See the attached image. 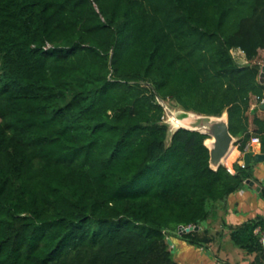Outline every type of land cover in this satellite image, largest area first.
<instances>
[{
  "label": "trees",
  "instance_id": "obj_1",
  "mask_svg": "<svg viewBox=\"0 0 264 264\" xmlns=\"http://www.w3.org/2000/svg\"><path fill=\"white\" fill-rule=\"evenodd\" d=\"M259 50L264 0H0V264H186L226 230L264 264V218L226 220L247 181L264 201ZM168 101L227 113L225 166Z\"/></svg>",
  "mask_w": 264,
  "mask_h": 264
},
{
  "label": "water",
  "instance_id": "obj_2",
  "mask_svg": "<svg viewBox=\"0 0 264 264\" xmlns=\"http://www.w3.org/2000/svg\"><path fill=\"white\" fill-rule=\"evenodd\" d=\"M260 78L264 80V67L261 68ZM160 104L164 107L165 106L160 102ZM260 109L264 111V102L260 104ZM182 111L181 117H176L178 119H184L188 118L189 114H193L194 118L192 121V127H183V126H174L173 131H170L169 129V137L177 130V129H185L189 131H196L203 135H205L207 138L205 140V146L209 150V163L210 167L213 170H217L220 166H225L224 160L229 156L231 151L233 150L234 143L236 139L232 136V134L229 131V125H228V117L227 113L222 114L220 117L216 116H205V115H199L192 112H186ZM171 116L175 117L172 113ZM171 121V119H170ZM172 123V121H171ZM173 124V123H172ZM174 125V124H173ZM210 141V143L207 144V142ZM254 159L255 162H262L264 161V154L255 153L254 151L247 152L243 155V161L245 166H248L250 164L251 159ZM250 186L254 185V182H246ZM261 187H256V191L261 195L260 193ZM198 230V227H180L179 233L182 232H188L191 230ZM169 244H171V241H168ZM175 247H173L172 252H174Z\"/></svg>",
  "mask_w": 264,
  "mask_h": 264
},
{
  "label": "crops",
  "instance_id": "obj_3",
  "mask_svg": "<svg viewBox=\"0 0 264 264\" xmlns=\"http://www.w3.org/2000/svg\"><path fill=\"white\" fill-rule=\"evenodd\" d=\"M232 53L234 56H237L241 60V64L245 62L244 55L240 52V50H233ZM263 59L264 50H259L257 61L262 64ZM255 106L256 104L251 102V109H253ZM257 115L261 118H264V111L259 109ZM251 147L255 153L263 154L260 152V142L259 144L252 145ZM254 175L264 185V161L256 163V165L254 166ZM256 187H258V185L256 184H254L253 186L247 185L243 188V190L229 196L227 200L228 214L226 216L228 224L237 225L249 219H253L256 216H262L264 218V201L259 198V195L256 191ZM253 257V255H246L243 252L242 264H250L253 260ZM195 261H197L198 263H195ZM211 262L212 256L208 252L205 253L202 250H196L195 254L193 253L192 264H212ZM224 262H229V260ZM217 264L221 263L218 262Z\"/></svg>",
  "mask_w": 264,
  "mask_h": 264
},
{
  "label": "rangeland",
  "instance_id": "obj_4",
  "mask_svg": "<svg viewBox=\"0 0 264 264\" xmlns=\"http://www.w3.org/2000/svg\"><path fill=\"white\" fill-rule=\"evenodd\" d=\"M237 61L241 63V60L237 57ZM262 64H264V59L262 60ZM261 64V65H262ZM264 66V65H263ZM262 66V67H263ZM253 103H255L254 97L252 98ZM165 106V116H164V121L169 125L170 131H173L174 125L170 121V114L172 113L175 117H181L182 116V111L178 107L174 105L173 102L168 101V102H161ZM235 148L233 147V150L229 154L230 159L236 154L234 151ZM238 155V154H237ZM227 163V160H226ZM220 221H214L210 222V232L216 235L217 231H220ZM185 246H188L187 244L184 243ZM174 247V246H173ZM177 247V248H176ZM175 248L177 250H174L175 256L178 257L180 254H183L184 250H182V247L179 245H175ZM210 255L212 256V264H217L218 262L216 259H219L221 261H227L231 264H242L243 262V251L234 247L231 242L229 241L228 237V231L226 230L224 232V236L222 238H219L215 236V241L210 245ZM220 249V250H219ZM184 258L190 259L191 257L188 255H184ZM228 258V259H227ZM238 262V263H237ZM192 261H186V264H192ZM195 263H198L195 261Z\"/></svg>",
  "mask_w": 264,
  "mask_h": 264
},
{
  "label": "bare ground",
  "instance_id": "obj_5",
  "mask_svg": "<svg viewBox=\"0 0 264 264\" xmlns=\"http://www.w3.org/2000/svg\"><path fill=\"white\" fill-rule=\"evenodd\" d=\"M194 115L193 114H189L188 118H184V119H178L176 117L171 116V121L174 124V126L178 127V126H183V127H189L191 128L192 125V121H193ZM210 143V141L207 142V144ZM229 156H227L228 158ZM227 158L224 160V164L226 165V160Z\"/></svg>",
  "mask_w": 264,
  "mask_h": 264
},
{
  "label": "built area",
  "instance_id": "obj_6",
  "mask_svg": "<svg viewBox=\"0 0 264 264\" xmlns=\"http://www.w3.org/2000/svg\"><path fill=\"white\" fill-rule=\"evenodd\" d=\"M263 102H264V97L261 99L260 103H263ZM254 144H259V139L256 137L251 139L250 143L246 147V150L249 151L252 148L251 146Z\"/></svg>",
  "mask_w": 264,
  "mask_h": 264
},
{
  "label": "clouds",
  "instance_id": "obj_7",
  "mask_svg": "<svg viewBox=\"0 0 264 264\" xmlns=\"http://www.w3.org/2000/svg\"><path fill=\"white\" fill-rule=\"evenodd\" d=\"M264 67V66H263ZM261 104V103H260Z\"/></svg>",
  "mask_w": 264,
  "mask_h": 264
}]
</instances>
